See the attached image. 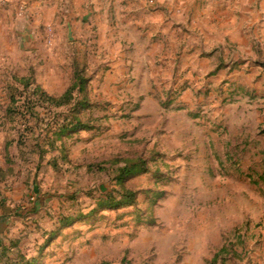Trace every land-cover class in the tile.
Segmentation results:
<instances>
[{
	"label": "rangeland",
	"instance_id": "obj_1",
	"mask_svg": "<svg viewBox=\"0 0 264 264\" xmlns=\"http://www.w3.org/2000/svg\"><path fill=\"white\" fill-rule=\"evenodd\" d=\"M37 1L0 35V264H264V0Z\"/></svg>",
	"mask_w": 264,
	"mask_h": 264
},
{
	"label": "crops",
	"instance_id": "obj_2",
	"mask_svg": "<svg viewBox=\"0 0 264 264\" xmlns=\"http://www.w3.org/2000/svg\"><path fill=\"white\" fill-rule=\"evenodd\" d=\"M80 2L81 1L77 0L76 4L78 5ZM22 3L28 5L26 6V9L30 14H33L34 7H36L39 3L43 6V1L38 2L37 0H0V35L5 34V36L10 38L12 34V38L16 37L15 29L24 24L22 19H19L17 13L19 11L18 5ZM44 3V6L47 7L49 2L45 0Z\"/></svg>",
	"mask_w": 264,
	"mask_h": 264
},
{
	"label": "trees",
	"instance_id": "obj_3",
	"mask_svg": "<svg viewBox=\"0 0 264 264\" xmlns=\"http://www.w3.org/2000/svg\"><path fill=\"white\" fill-rule=\"evenodd\" d=\"M66 95V94H65ZM80 126H82V123L81 122H78L74 127H80ZM73 127V128H74ZM65 128V127H64Z\"/></svg>",
	"mask_w": 264,
	"mask_h": 264
}]
</instances>
